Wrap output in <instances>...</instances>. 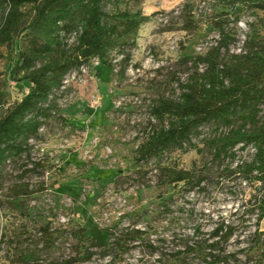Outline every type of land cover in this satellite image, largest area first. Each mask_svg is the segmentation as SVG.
<instances>
[{
	"label": "rangeland",
	"instance_id": "1",
	"mask_svg": "<svg viewBox=\"0 0 264 264\" xmlns=\"http://www.w3.org/2000/svg\"><path fill=\"white\" fill-rule=\"evenodd\" d=\"M187 4L199 22L192 34L182 29ZM130 7L149 15V21L125 38L122 54L112 55L107 65L95 58L67 74L64 86L51 96L57 112L29 141L31 159H44L46 167L23 181L44 190L8 200V187L19 181L29 161L24 155L4 167L0 264H46L75 258L80 229L85 230L82 250L94 254L88 261L70 264H170V254L188 245L197 250L182 255L176 264H264L263 237L255 233L263 185L241 173L225 171L252 161L255 149L238 146L234 158L217 159L211 145L229 127L205 124L192 136L194 147L186 142L183 149H168L160 157L136 159L139 145L160 126L153 106L160 99L178 100L182 85L196 71L205 70V64L196 66L187 58L205 55L220 45L223 35L211 22L222 5L217 0H132ZM104 8L109 10L111 3ZM6 12V4L0 3V24ZM253 32H259L264 43V11H233L226 34L235 41L221 48V63L229 65L235 55L244 54L245 41ZM20 39L15 36L10 50L2 48L0 92L8 102L21 99L31 87L10 77ZM240 123L237 120L234 126ZM168 165L194 168L204 181L193 188L170 184L162 173ZM221 224L233 225L236 231L221 250L214 251L226 257L225 261L215 262L208 255L209 244L218 239L213 233ZM46 226L53 235L48 247L42 233ZM259 227L263 231L264 221ZM129 228H139L144 235L124 251L117 245L118 238ZM92 240L99 246L91 247ZM105 248L109 253L103 255Z\"/></svg>",
	"mask_w": 264,
	"mask_h": 264
},
{
	"label": "trees",
	"instance_id": "2",
	"mask_svg": "<svg viewBox=\"0 0 264 264\" xmlns=\"http://www.w3.org/2000/svg\"><path fill=\"white\" fill-rule=\"evenodd\" d=\"M132 0H0L6 4V15L0 24V60L2 48L10 50L15 36L19 35L20 45L17 60L11 70V79L28 82L29 92L21 99L8 102L0 92V181L3 170L10 161H18L24 155L29 161L11 184L5 196L14 202L21 197H31L42 192V186L32 188L23 181L30 173L39 174L46 167L44 159H31L29 141L35 137L45 121L57 112L51 100L55 90L64 86L65 77L74 69L99 59L102 64L111 62L112 55H120L121 43L125 38L136 34L150 16L140 10L133 11ZM138 1V0H137ZM222 11L217 14L212 26L223 35L219 46L205 55L190 56L196 66L205 64L202 72L196 71L190 81L183 84V92L178 100L160 99L153 106L152 114L160 126L155 127L136 150L138 161L160 157L168 149H183L187 142L194 147L191 139L205 124L216 123L229 127V131L214 138L211 145L215 157L236 156V148L255 149L252 161L226 168L229 175L241 173L247 180L256 181L264 189V43L259 32H253L245 41V53L235 55V62L221 63V48L235 41L226 34V27L233 11L247 9L253 13L264 11V0H217ZM111 8L105 10V5ZM239 15L235 17L238 21ZM199 28L189 4L184 7L182 29L194 33ZM75 36L74 42L70 40ZM129 59V56H126ZM262 114V115H261ZM240 120L238 126L235 122ZM247 125H250L249 127ZM31 165V166H30ZM162 173L170 184L185 183L189 188L201 185L204 177H198L196 170L164 166ZM1 188V184H0ZM256 236L263 237L260 223L264 219V194L257 202ZM255 211V210H253ZM84 229L78 231L79 244L75 247L76 257L63 262L51 261L46 264H70L75 261H88L94 251L83 249ZM233 225L221 224L213 235L218 237L211 242L209 256L212 261H225L226 257L217 254L221 245L235 233ZM45 246H50L52 233L46 226L42 229ZM144 231L129 228L119 236V245L127 251L138 241ZM99 244L91 241V247ZM152 250L157 247L149 244ZM196 246L188 245L186 250L170 254L171 263L176 264L182 255L195 252ZM109 253V248L102 251Z\"/></svg>",
	"mask_w": 264,
	"mask_h": 264
},
{
	"label": "crops",
	"instance_id": "3",
	"mask_svg": "<svg viewBox=\"0 0 264 264\" xmlns=\"http://www.w3.org/2000/svg\"><path fill=\"white\" fill-rule=\"evenodd\" d=\"M263 221H264V219H263L262 222H261V223H262V227H263ZM262 229H263V231H264V227H263Z\"/></svg>",
	"mask_w": 264,
	"mask_h": 264
}]
</instances>
